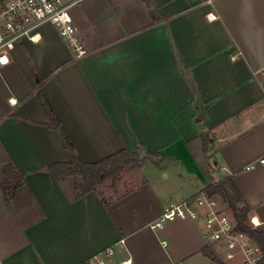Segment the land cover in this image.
I'll return each mask as SVG.
<instances>
[{
	"label": "crops",
	"instance_id": "crops-1",
	"mask_svg": "<svg viewBox=\"0 0 264 264\" xmlns=\"http://www.w3.org/2000/svg\"><path fill=\"white\" fill-rule=\"evenodd\" d=\"M70 12L83 58L43 25L0 67V264H94L110 247L106 264H223L201 221L152 226L230 178L264 233V0H80ZM39 94L84 163L151 157L137 182L75 195L56 180L49 168L71 154ZM9 166L23 184L7 203Z\"/></svg>",
	"mask_w": 264,
	"mask_h": 264
},
{
	"label": "built area",
	"instance_id": "built-area-1",
	"mask_svg": "<svg viewBox=\"0 0 264 264\" xmlns=\"http://www.w3.org/2000/svg\"><path fill=\"white\" fill-rule=\"evenodd\" d=\"M80 0H4L0 3V67L9 64L11 52L21 43H38L39 29L51 25L67 45L75 59L86 55V48L77 34L70 9ZM210 4L213 0H203ZM264 75V70L261 71ZM264 165V156L258 159ZM250 167H246L249 169ZM192 219L201 221L204 236L211 250L223 264H262L263 254L259 245L237 227L232 214L224 213L217 205L216 196L202 193L196 197L171 203L163 211L161 222ZM253 228L256 227L251 220ZM119 244L124 246V240ZM114 256V248L105 249L94 258V264H106ZM93 264V263H89ZM122 264H127L124 262Z\"/></svg>",
	"mask_w": 264,
	"mask_h": 264
},
{
	"label": "trees",
	"instance_id": "trees-1",
	"mask_svg": "<svg viewBox=\"0 0 264 264\" xmlns=\"http://www.w3.org/2000/svg\"><path fill=\"white\" fill-rule=\"evenodd\" d=\"M38 99L50 118L51 127L58 132L62 145L71 154V162L68 164H56L49 168L56 180H64L71 175H79L82 178L83 190L80 195L87 194L94 189V185L103 181L109 174H117L122 166L131 163L136 158V154L127 149L121 150L113 156H110L97 164L84 163L75 153L72 144L67 135L59 126L58 121L54 118L52 110L44 97L39 94ZM204 147L207 145L206 137L202 139ZM106 166H110L106 169ZM23 184V176L18 174L13 166L6 167L3 172V181L1 189L5 200L9 203L13 198L16 190ZM203 193L207 196L220 195L227 203L233 217L237 222L239 230L247 233L260 247L264 264V233L251 228L245 223L248 215V209L244 207L237 208L240 202V195L230 178H225L216 183H209ZM214 261L220 262L212 250L206 252Z\"/></svg>",
	"mask_w": 264,
	"mask_h": 264
},
{
	"label": "rangeland",
	"instance_id": "rangeland-1",
	"mask_svg": "<svg viewBox=\"0 0 264 264\" xmlns=\"http://www.w3.org/2000/svg\"><path fill=\"white\" fill-rule=\"evenodd\" d=\"M147 160H151V157L136 155V158H134V161L122 166L121 170L117 174L114 175L112 173V174L107 175V177L103 181V185L114 186V184L117 183L118 181L123 182L125 184H131L135 182L138 177V171L140 169V166ZM109 167L110 166H106V169H109ZM65 179H66V185L68 186L72 194L78 195L82 193L83 183H82L81 176L71 175ZM97 184L94 185V188ZM172 202L177 203V201H172ZM217 205L224 213L228 215L232 214L227 203L224 201V199L220 195L217 197ZM237 208L240 209L239 205H237ZM245 223L251 228H253V225L251 224L248 215L245 220Z\"/></svg>",
	"mask_w": 264,
	"mask_h": 264
},
{
	"label": "snow or ice",
	"instance_id": "snow-or-ice-1",
	"mask_svg": "<svg viewBox=\"0 0 264 264\" xmlns=\"http://www.w3.org/2000/svg\"><path fill=\"white\" fill-rule=\"evenodd\" d=\"M3 61H0V63H2Z\"/></svg>",
	"mask_w": 264,
	"mask_h": 264
}]
</instances>
